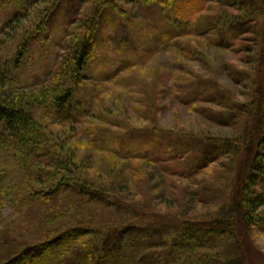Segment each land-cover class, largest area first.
<instances>
[{
    "label": "trees",
    "instance_id": "16d2710c",
    "mask_svg": "<svg viewBox=\"0 0 264 264\" xmlns=\"http://www.w3.org/2000/svg\"><path fill=\"white\" fill-rule=\"evenodd\" d=\"M262 16V0H0V55L14 52L6 61L0 57V211L9 206L19 214L3 223L0 264H248L243 235L257 225L254 216L264 215ZM194 38L234 54L250 52L245 42L254 45L253 59L260 56L261 61L250 87L255 100L248 111L238 104L233 108L239 114L252 112L248 121L253 126L228 139L162 130L94 132L91 144L123 161L160 166L169 176L185 167L200 173L222 158H233L235 195L229 208L219 219L201 223L143 212L76 177L64 144L49 133L53 126L87 124L94 118L80 93L91 77L93 82L98 77L91 75L96 63L109 66L113 53L119 58L125 51V70L160 53L187 56L193 52L184 41ZM102 46L107 53L100 58ZM52 47L58 49L54 62L44 55ZM190 60L203 63L204 56ZM21 68L25 71L17 72ZM224 72L238 86L251 78L229 67ZM106 73L112 83L119 78ZM169 76L174 79L171 94L181 104L230 109V92L215 77L180 84L185 81L175 79L176 73ZM29 90L35 95L27 96ZM208 110L202 115L214 114ZM205 119L228 122L221 115ZM101 135L108 140L101 142ZM144 145L152 148L144 150ZM101 216L111 222L102 226ZM34 252L39 255L30 260Z\"/></svg>",
    "mask_w": 264,
    "mask_h": 264
},
{
    "label": "rangeland",
    "instance_id": "374dc122",
    "mask_svg": "<svg viewBox=\"0 0 264 264\" xmlns=\"http://www.w3.org/2000/svg\"><path fill=\"white\" fill-rule=\"evenodd\" d=\"M262 4L264 5V0ZM124 8L132 9L127 6ZM133 11H135L134 8ZM230 14L237 16L239 12L234 11ZM259 20L263 25V16ZM184 42L186 50H190L192 54L187 53L186 56L180 51L160 53L152 57L145 65L130 70H125L127 63L125 59L128 57L126 51L121 53L119 58L116 57L118 54L113 53L115 60L109 66L103 67L100 63H96L95 67L92 66L91 75L98 74V77L94 82L91 77L92 82L88 81L80 93L85 97L94 118L92 120L90 118L87 124L53 126L49 133H52L55 140L64 144L65 158L72 162L74 168L72 166L71 168L73 171L76 170V177L89 181L95 187H101L113 198L135 205L143 212L147 211L174 220L178 217L188 223H201L219 219L222 212L229 208L233 194L235 195L233 176L237 162L233 158H222L200 173L185 167V170L184 168L180 171L175 170L172 172L173 176H169L160 166H154L149 162L123 161L106 152L96 151L94 144H91L94 132L113 135L130 131L136 133L140 130H150V132L162 130L195 138L228 139L240 136L247 127L252 125V119L248 121L252 112L239 114L233 108L238 104L243 112L248 111L254 99L255 89L250 87H252V81L257 80V73L254 70H258L261 64L260 56L256 60L253 59L254 45L245 42L244 47L245 49L249 47L250 52L234 54L228 50L210 48L202 39L194 38ZM113 48L116 49L114 46ZM39 50L42 52L41 45L36 49L37 54ZM46 50L44 55L54 62L58 49L52 47ZM106 53L105 46L98 49L100 58ZM7 54L12 57L14 52H4L0 57L6 61ZM203 56V63L190 60V58L198 57L201 61ZM248 60H253L255 63L250 64ZM225 67L247 72L251 78L249 77V81L245 83L246 86L233 83L225 74ZM26 69L28 73L31 71L27 66ZM25 70L21 68L17 72ZM92 70H94L93 74ZM114 71H117L116 75ZM105 72L119 78L112 83L114 78L105 77L103 75ZM172 72L176 73L175 79L185 81L177 82L180 84L187 81L196 83V78L201 76L215 77L221 86L230 92L229 98L232 102L230 109L225 110L206 103H196L193 108L181 104L171 94L174 79L169 75ZM26 87L29 88V86ZM26 92L27 96L35 95L34 91ZM208 109H212L214 114H205L207 118L217 120V116L221 115L228 118L227 125L205 119L202 113L208 112ZM108 138V135L99 136L101 142ZM151 148L150 145H144V150ZM181 172L188 175L185 176ZM252 197L256 199L255 194ZM1 210L0 236L4 221L9 217L12 219V216H19L18 210L15 212V207L8 206ZM261 210H264V207ZM261 219H264V215L254 216L253 221L255 223L258 221L257 225L251 226L243 235L248 264H264V220L259 222ZM100 221H105L102 226H107L111 219L101 216ZM43 231L47 232L48 229ZM114 246L112 244V247ZM38 255V252H34L30 260Z\"/></svg>",
    "mask_w": 264,
    "mask_h": 264
}]
</instances>
